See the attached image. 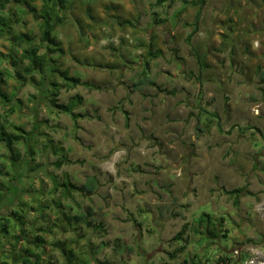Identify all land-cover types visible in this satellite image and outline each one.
Masks as SVG:
<instances>
[{"label": "rangeland", "instance_id": "1", "mask_svg": "<svg viewBox=\"0 0 264 264\" xmlns=\"http://www.w3.org/2000/svg\"><path fill=\"white\" fill-rule=\"evenodd\" d=\"M29 1L41 7L40 0ZM127 1L131 5L126 11L106 8L105 0H72L64 25L55 33L64 50L58 67L100 88L61 90V104L73 96L83 98L75 111L81 115L77 122L44 104L33 109L29 99L37 94L38 77L0 86L1 92L11 98L15 94L23 103L11 122L31 131L36 116L41 133L66 149L70 159L80 161L58 169L52 165L56 156L38 153L37 162L47 173L40 175L44 189L39 180L33 183L39 190L36 197L45 204L60 197V191L52 194V176L78 186L87 177H97L96 193L86 200L75 196L80 208L72 211L83 212L91 204L95 222L105 230L103 236L92 235L85 246L96 254L95 264H221L218 258L223 255L231 259L226 264H246L252 258L264 262V81L251 75L243 28L229 43L240 49L234 47L231 54L213 50L214 36L226 23L217 15L228 13L233 0H187L193 4L178 18L180 0L154 9L156 0ZM204 8L206 19L199 24L197 12ZM24 22L17 30L38 34L34 17ZM226 24L233 28L231 22ZM192 33L193 47L209 65L202 72L186 43ZM9 49L10 40L0 39V52L6 55ZM149 49L160 56L151 61L147 75L166 93L149 85L134 87ZM3 67L13 70L6 63ZM1 177L0 184L6 185ZM246 185L252 195L243 196L238 206L223 193ZM26 200L33 202L25 198L14 205L26 213L28 241L35 235L33 224L44 230L48 224L25 207ZM202 212L226 218L228 239L198 244L200 235L194 236L192 224ZM186 224L183 239L175 241ZM15 233L10 230L11 236ZM72 236L59 228L48 233L43 263L65 264L51 242ZM236 250L239 255L234 257Z\"/></svg>", "mask_w": 264, "mask_h": 264}, {"label": "trees", "instance_id": "2", "mask_svg": "<svg viewBox=\"0 0 264 264\" xmlns=\"http://www.w3.org/2000/svg\"><path fill=\"white\" fill-rule=\"evenodd\" d=\"M180 1L183 3V7L177 12V18L184 14L189 4H193L187 0ZM40 2L41 7L36 8L32 6L29 0H0V39L7 38L10 40V52L6 55L0 52V86L13 79L20 84H25L29 78L35 81L38 77L39 82H35L37 94L32 95L29 99L33 106H36L33 109L37 110L39 104H44L48 109L59 114L69 115L74 122H77L81 115L75 111L82 104L83 98L73 96L68 103L61 104L59 103L61 90L69 91L79 86L88 89L100 88L89 82H83L79 77L71 76L68 71L58 67L57 59L64 53V50L57 41L55 33L59 27L64 25V12L70 10L72 0H40ZM174 2L175 0H156L152 6L154 9ZM201 11L198 9L197 12L198 23L202 14ZM29 16L36 20L39 27L38 34L23 33L17 30L24 25L25 19ZM197 22L194 24L193 33L197 32ZM193 33L187 37L186 43L191 48L202 72V69H206V65L192 45ZM159 56L160 53H154L150 49L147 51L146 60L143 62L144 69L134 84L135 89L149 85L166 93V89L158 86L147 75L151 61L158 59ZM4 63L11 66L13 70L3 67ZM95 66L102 69L108 68ZM21 103L22 100H17L15 94L11 98L1 92L0 87V158H5L2 164L4 167H0V175L3 176L1 178L7 180L6 185L0 184V212H2L0 214V264H8V260H11L12 264H44L42 255L45 253L47 245L45 236L48 233H53L57 228L62 233L72 232L73 234L72 237H67L65 240L54 239V242H51L52 246L61 252L65 264H95L97 261L96 254L93 250L91 251V248L85 249V246L91 243L92 235L103 236L105 230L101 224L95 222L93 218L95 211L91 204H88L83 212H77L73 215L72 211L80 208L74 199L75 196H82L85 200L89 199L99 188V181L96 176H90L87 177L83 185L78 186L68 178L59 180L52 176L50 177L53 183L52 194L60 191V197L54 198L51 204H45L38 200L36 194L39 190L33 183L35 180H39L41 183L39 187L43 183L42 188L44 189L45 182L40 175L47 173L46 169L42 171L41 164L37 162L38 153L41 154L44 151L48 155L52 153L56 156L58 159L52 165L58 169L65 165L80 163V161L70 159L66 149L56 145L48 134L41 133V125L37 122L36 116L31 131H26L11 122L12 116L21 112ZM124 114L127 115L126 112ZM211 118L214 119L213 115H210L209 121H214ZM40 136H43L45 140L41 141ZM21 147H23V153ZM5 163H8L7 166ZM223 193L233 200L235 206L239 205L243 196L252 195L247 185L232 190L223 189ZM25 198L33 201L29 204L26 200L25 207L36 213L39 219L48 224L46 230L37 229L35 228L36 225L33 224L31 227L35 235L32 240L28 241L24 239L31 235L26 228L28 225L26 213L23 208L16 210V205H14L16 200L20 202ZM69 202L75 203L77 207L67 205L66 203ZM225 222L224 216L217 219L211 213L202 212L192 224L194 236L200 235L198 244L209 246L216 244L221 238L228 239L229 230L223 228ZM187 227H189L188 224L174 237L175 241L183 239L182 235ZM11 229L18 234L15 233L11 236ZM41 232L43 235L40 234ZM230 261L231 259L226 255L218 258V262L221 264Z\"/></svg>", "mask_w": 264, "mask_h": 264}, {"label": "crops", "instance_id": "3", "mask_svg": "<svg viewBox=\"0 0 264 264\" xmlns=\"http://www.w3.org/2000/svg\"><path fill=\"white\" fill-rule=\"evenodd\" d=\"M129 2L130 1L127 0H105L104 6L106 8H113L114 10H122L123 8H125L127 11L130 10L128 9V6L131 5ZM231 4L232 5L230 6H232V8L229 9L228 13H220L217 16L219 17V21H225L226 23L231 22L234 29L226 23L225 27H223L222 29L219 28L217 33H219L220 35L218 34L219 36H214L213 39L215 43L213 50L217 52L219 50L223 53L225 52V50H227L228 53L231 54L234 47H239L238 45L231 47L229 43L234 41V38L236 37L238 32L237 30L243 28L242 31H244V35L246 36V47L243 49V52L246 55V62L251 64V75H253L254 77L258 76L262 80V78H264V0H233ZM217 7L220 8L221 5ZM205 10L206 8L201 11L202 14L199 20V24L206 19V17L204 16ZM125 23H128V21H126ZM100 27L105 28V26L103 25ZM226 28L228 29L226 30ZM203 37V40H205L206 36ZM203 40L202 42H204ZM208 43H210L209 40ZM221 43L224 44L222 45ZM205 65L206 69H208L209 65L206 63Z\"/></svg>", "mask_w": 264, "mask_h": 264}, {"label": "built area", "instance_id": "4", "mask_svg": "<svg viewBox=\"0 0 264 264\" xmlns=\"http://www.w3.org/2000/svg\"><path fill=\"white\" fill-rule=\"evenodd\" d=\"M236 255H239V251H238V250L234 251L233 256L236 257ZM256 256H259V254H256ZM245 263H246V264H264V262H256V261L254 260V258H252V259H250V260H246Z\"/></svg>", "mask_w": 264, "mask_h": 264}]
</instances>
